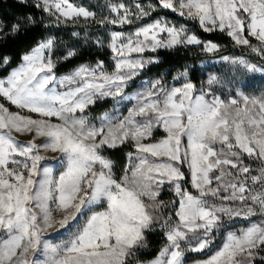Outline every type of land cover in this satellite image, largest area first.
<instances>
[{
  "label": "snow or ice",
  "instance_id": "6c2138e0",
  "mask_svg": "<svg viewBox=\"0 0 264 264\" xmlns=\"http://www.w3.org/2000/svg\"><path fill=\"white\" fill-rule=\"evenodd\" d=\"M13 2L41 16L0 15V44L45 17V28L81 31L63 52L42 37L11 71L16 56L0 50V264H186L191 253L207 256L196 264H264V92L242 85L221 98L222 78L200 80L192 66L142 79L161 51L221 52L194 28L254 54L220 60L264 78V0H107L104 15L75 0ZM82 47L106 49L110 66L58 74ZM107 101L111 110L91 115ZM123 148L121 166L112 154ZM156 232L164 246L141 262Z\"/></svg>",
  "mask_w": 264,
  "mask_h": 264
},
{
  "label": "trees",
  "instance_id": "16d2710c",
  "mask_svg": "<svg viewBox=\"0 0 264 264\" xmlns=\"http://www.w3.org/2000/svg\"><path fill=\"white\" fill-rule=\"evenodd\" d=\"M78 3L84 4L86 6H90V10L97 11L98 15L100 12L105 11L106 9L103 6L98 7V4L91 0H75ZM132 0H124V2H130ZM34 13L37 18H40L41 14L39 10L32 8H25L22 6H18L13 2V0H0V15L4 16L6 20L11 23V18L14 16H19L21 13ZM166 14L176 15L167 12ZM155 15V14H154ZM48 18H44L43 23L35 28H31L27 33V38L20 40L19 43L9 39L6 43L0 44V50H3L5 55H14L16 59L12 62L11 68L7 69V71H11L12 68H15L19 63V54H22L24 50L28 49L32 46L37 40L42 37L52 35L57 38V40L65 42V44L71 45L75 42L76 38L71 36L72 31H81L80 27H75L72 25H61L60 27H51L45 28L44 24H47ZM91 28V27H90ZM200 35V37L204 40H212L218 42L224 47L221 52L218 54H207L202 53L198 48L192 47L188 49H180L179 51H161L159 53L162 63L159 65H153L150 69V72L145 74L143 77L148 75H157L158 73H162L164 71H171L172 75L176 70H182V66H186L187 64L197 65L199 60L211 57H218L223 54L230 55H249L252 60L258 62V57H255L254 54L247 52L243 48L234 47L232 42L223 34L220 33H212L207 34L201 32L198 28H194ZM60 52H63L64 49H60ZM82 55L74 59L71 62H65L58 65L57 72L59 74L67 73L77 64L81 63H95L96 60H104L106 62V66H110L111 64V54L106 49L101 51L95 47H92L89 50L87 47L81 48ZM7 72L4 70H0V75H6ZM196 75L200 78V80H204L205 76H201L200 72H197ZM142 77V78H143ZM113 106L111 101L101 102L95 106V114H101L107 110H110ZM130 151L129 148H123L120 151H116L112 154L113 159L117 161L119 165H124L126 163V153ZM194 191V190H193ZM174 196L165 192L162 194L161 199L172 200ZM148 241L150 244V249L147 255H142L140 257L141 262L149 260L151 257H154L156 253L164 246V238L162 233L156 232L148 235ZM206 255H194L190 256L186 262L194 261L197 259L205 258Z\"/></svg>",
  "mask_w": 264,
  "mask_h": 264
},
{
  "label": "rangeland",
  "instance_id": "374dc122",
  "mask_svg": "<svg viewBox=\"0 0 264 264\" xmlns=\"http://www.w3.org/2000/svg\"><path fill=\"white\" fill-rule=\"evenodd\" d=\"M91 1L96 2L98 4V7L105 5V3L107 2V0H91ZM135 2H137V0H132V1L126 2V3L133 4ZM143 2L145 4H147V3L151 2V0H143ZM76 3H78V2H76ZM169 13H171V12L169 11ZM104 14H107L106 10L99 13V15H104ZM166 15L174 23H183L184 22L182 20V18H179L178 16L174 17L173 15H169V14H166ZM138 23H140V22H138ZM135 26H138V24L133 25V26H126V28L135 27ZM88 31L90 33L95 34L97 32H102L103 30L98 29L96 27H91V28L88 27ZM58 43L60 44L59 50L60 49L65 50V47L69 46V44H65V42H63V39H62V41L59 40ZM223 55L224 56H230V57L244 56L246 59H249L251 62L256 63L254 60L251 59V57L249 55H230V54H223ZM186 66H192V67L198 68V69L202 68L203 71L200 72V74H201V76H205V79L203 81H206L209 74L217 75V76L221 77L222 78V84L216 86L218 89L222 90L224 93V95L221 98H225L226 96H228L230 94L231 91H235L238 87H241L242 85H246V87H243V90L247 94L260 95L261 92H264V78H262L259 73L252 74V73H245V72H243V70H239V71L234 70L231 68V66L224 64L220 60V56L205 58V59L199 60L197 65L187 64ZM168 71L169 70L164 71L162 73H167ZM178 71H181V70H176L173 75H175L176 72H178ZM156 76L157 75H148V76L143 77L142 79L148 80L150 78H156ZM165 78L169 81V83H173L170 76L166 75ZM137 84H139V81H137ZM135 90H136V88L134 86L133 89H131L130 91H135ZM107 111H109V110H107ZM101 114H98V115L95 114V106H94V111L91 113V115L95 117V116H99ZM159 135H160V133H157V138L159 137ZM18 139L26 141L28 138L26 136H20V137H18ZM48 155L52 156L54 154L49 153ZM47 163L49 165L54 166V161L50 160ZM164 201H170V200L164 199ZM235 223H236L237 227H243L244 226V222L240 219H238ZM221 239H222V237L218 235L217 236V244H219ZM55 242H57V240L55 238H53V243H55ZM194 255H205V254H203V253H199V254L198 253H191L190 254V256H194ZM206 258H207V256H205V258L186 262V264H196L197 261H200V260L206 259ZM257 264H260V262L257 261Z\"/></svg>",
  "mask_w": 264,
  "mask_h": 264
}]
</instances>
